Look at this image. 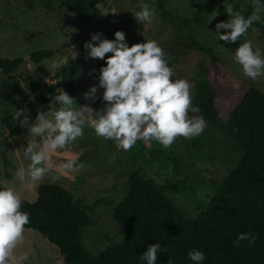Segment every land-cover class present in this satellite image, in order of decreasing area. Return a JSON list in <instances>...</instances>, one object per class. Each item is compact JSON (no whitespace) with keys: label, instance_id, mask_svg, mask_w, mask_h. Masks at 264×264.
<instances>
[{"label":"rangeland","instance_id":"374dc122","mask_svg":"<svg viewBox=\"0 0 264 264\" xmlns=\"http://www.w3.org/2000/svg\"><path fill=\"white\" fill-rule=\"evenodd\" d=\"M48 0H0V57L20 58L22 64L12 80L19 81L20 92L2 89L1 83L8 75L0 72V186L12 187L22 198L34 202L41 183L50 182L63 186L73 199H78L86 207L91 224L85 230L83 244L93 255H98L109 246L124 240L127 231L115 218L117 205L128 192L127 178L131 172L152 179L165 188V195L180 210L184 217L197 216V205H207L215 192L214 183L221 181L235 165L241 152L219 126L207 123L204 131L197 137L177 138L168 147L157 141H145L146 149L133 160L130 149H118L111 140L97 137L90 126H85L84 135L63 150H57L53 159L58 163L67 156L79 154L82 167L66 175L56 170L47 174L43 180L34 182L25 177L18 180L15 173L18 167L27 168L28 159L24 147L29 137L28 128L20 123L25 116L28 123L35 121L37 111H47L49 101L61 89L58 72H69L73 65L78 70L81 84L90 88L99 86V70L106 61L87 57L84 43L90 34L100 32L103 38L113 39L117 30L125 33V40L131 46L146 39H155L165 50L166 59H176L172 69L174 78L189 81L197 71L200 55L196 51H186L182 44L183 34L191 33L200 43L213 47L235 73L247 79L255 88L264 93V76L252 80L243 75L241 66L235 62L236 47L251 41L264 53V32L253 23L247 33L236 42L216 39L215 25L221 21L219 7L231 5L234 11L243 15L252 0H166V9L174 14L191 18L186 28L177 21H166L154 10L150 22L141 24L134 13L139 10L141 0H107L108 13L84 25L68 8L48 10ZM155 0H145L148 4ZM57 2L53 5L57 7ZM199 15L204 24H198ZM215 15V16H214ZM214 16V17H212ZM212 17V18H211ZM230 19L227 15L225 22ZM264 20V13L261 21ZM173 22V23H172ZM230 31L221 29L220 32ZM96 43V42H93ZM49 48L55 51L51 59L35 64L30 57L32 52ZM106 53L105 56H110ZM63 64L53 68V64ZM43 78L39 88L32 81ZM52 107L58 108L53 101ZM17 109H23L20 119H13ZM189 116H195L189 112ZM87 115V114H85ZM2 155L7 157L9 166L5 167ZM179 163H174L173 159ZM181 183L171 190L170 185ZM25 259L20 260L19 256ZM9 264H67L57 246L49 242L39 232L25 229L23 239L14 249Z\"/></svg>","mask_w":264,"mask_h":264},{"label":"trees","instance_id":"16d2710c","mask_svg":"<svg viewBox=\"0 0 264 264\" xmlns=\"http://www.w3.org/2000/svg\"><path fill=\"white\" fill-rule=\"evenodd\" d=\"M53 1L58 3L57 7ZM95 5L96 0L46 2L50 11L70 9L84 25L100 15ZM107 6L105 0V9ZM149 6L164 20L190 27L191 18L168 11L166 0H155ZM225 9L219 7L221 21L228 15ZM248 9L245 16L251 13L252 3ZM194 18L198 24H204L199 15ZM4 20V16L0 17V22ZM254 24L264 32V20ZM182 44L184 50H194L201 56L196 75L188 81L192 104L200 109L193 114L202 115L207 123L219 126L231 137L241 152L239 160L221 181L214 183L211 201L204 207L198 204L199 213L192 219L183 216L165 195V188L131 172L127 178L128 192L115 211L116 220L127 233L123 241L98 255L90 253L83 244L85 230L92 221L87 206L73 199L63 186L41 183L34 202L22 198L21 209L29 213L25 229L39 232L57 246L67 264H145L140 255L156 242L167 249L157 254V264H192L187 256L191 249L204 252L202 264H264V93L233 72L213 47L203 45L191 33L183 34ZM54 54L53 49H39L32 52L30 59L40 64ZM175 61L168 60L171 68ZM22 62L20 58L0 57V72L8 75L1 83L2 89L20 92L19 81L12 78ZM57 75L61 78L58 87L76 101L73 107L87 104L94 112L103 109L106 102L102 95L96 94L94 101L84 99L88 88L79 81L76 65ZM32 81L39 88L43 78ZM145 149V141L138 140L130 148V158L136 160ZM2 159L7 168V157L2 155ZM173 161L179 163L175 158ZM180 185H170L171 190ZM246 232L255 234L257 240L251 245L244 240L234 246L237 234Z\"/></svg>","mask_w":264,"mask_h":264},{"label":"clouds","instance_id":"9594fccd","mask_svg":"<svg viewBox=\"0 0 264 264\" xmlns=\"http://www.w3.org/2000/svg\"><path fill=\"white\" fill-rule=\"evenodd\" d=\"M96 9L101 15L105 10V0H96ZM225 12L230 19L216 25V39L236 42L247 33L254 22L261 21L264 0H252V11L245 16L228 5ZM154 8L141 0L139 10L133 15L141 24L150 22ZM215 16V15H214ZM212 16V17H214ZM211 17V18H212ZM221 29L230 30L220 32ZM84 43L87 57L106 61L99 70L98 83L103 89L102 100L106 102L102 110L93 111L87 104L73 107L74 100L66 91L59 89L49 101L47 111H37L35 121L28 123L25 116L20 119L23 109H17L13 119H20L26 125L29 139L24 147L27 168L18 167L16 177H25L38 182L51 171L66 175L82 167L79 154L67 156L58 163L53 159L57 150H63L84 135L85 126H90L97 137L111 140L118 149L128 151L138 140H155L168 148L177 137L192 139L199 136L207 126L199 107L192 104L190 84L184 78H174L173 69L166 59L165 50L155 39L128 45L125 33L117 30L113 39L103 38L100 32L90 34ZM96 42V43H93ZM111 53L110 56H105ZM234 60L243 75L255 80L264 76V53L254 47L251 41L236 47ZM63 64H53V68ZM97 86L92 85L83 93L85 100L94 101ZM59 107H52V102ZM87 114V115H85ZM22 196L12 187L0 186V264H9L19 242L22 241L25 225L29 223V213L22 211ZM250 232L237 234L234 246L247 240L249 245L257 240ZM159 242L149 244L140 255L145 264H157V254L166 252ZM192 264H202L205 254L202 250L191 249L187 253ZM20 260L25 256L20 255Z\"/></svg>","mask_w":264,"mask_h":264}]
</instances>
